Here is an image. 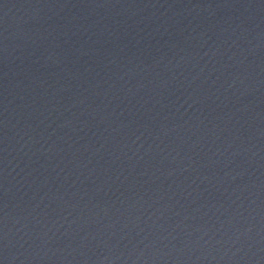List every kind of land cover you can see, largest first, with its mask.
I'll use <instances>...</instances> for the list:
<instances>
[{
    "label": "water",
    "instance_id": "water-1",
    "mask_svg": "<svg viewBox=\"0 0 264 264\" xmlns=\"http://www.w3.org/2000/svg\"><path fill=\"white\" fill-rule=\"evenodd\" d=\"M264 72V0H0V189Z\"/></svg>",
    "mask_w": 264,
    "mask_h": 264
}]
</instances>
